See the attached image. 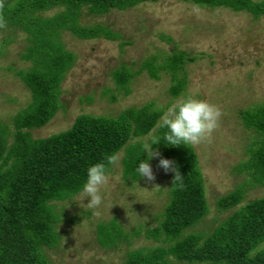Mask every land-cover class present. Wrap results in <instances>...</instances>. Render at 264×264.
Here are the masks:
<instances>
[{"label": "trees", "instance_id": "16d2710c", "mask_svg": "<svg viewBox=\"0 0 264 264\" xmlns=\"http://www.w3.org/2000/svg\"><path fill=\"white\" fill-rule=\"evenodd\" d=\"M157 1L161 0H0V57L22 36L16 56L23 66L9 63L3 70L29 95L8 120L0 119V264H56L49 252L61 237L57 226L63 206L59 203L77 194L88 165L104 163L107 173L122 151V181L133 185L142 178L134 172L137 160L144 159L142 144L155 142L163 132L156 126L162 109L153 102L109 117L79 114L66 130L43 138H33L31 130L44 126L63 106L61 84L76 57L65 48L62 34L117 42L123 53L132 42L121 32L84 19ZM177 1L245 12L254 20L264 18V0ZM159 38L171 42L168 36ZM194 60L174 46L139 61L119 62L108 73L113 87L102 86L100 95L114 102L119 94L130 92L133 79L142 73L153 80L166 75L169 97L184 95L186 64ZM91 97L82 99L89 102ZM237 118L251 138L246 159L232 169L242 179L214 202L216 212H225L224 216L205 218L209 206L192 146L159 142L152 146L159 155L148 163L160 158L172 161L182 186L172 185L173 173L168 171L167 189L157 188V194L165 192V200L150 216L153 227L141 224L125 231L117 215L96 222L93 236L98 246L123 247L119 264H264V196L243 201L249 188L264 184V100L237 111ZM73 221L74 216L69 218ZM140 235L152 243L133 248L132 241Z\"/></svg>", "mask_w": 264, "mask_h": 264}, {"label": "rangeland", "instance_id": "374dc122", "mask_svg": "<svg viewBox=\"0 0 264 264\" xmlns=\"http://www.w3.org/2000/svg\"><path fill=\"white\" fill-rule=\"evenodd\" d=\"M192 7L191 3L161 0L84 19L87 23H106L121 32L132 42L123 47V53L117 42L79 40L64 32V46L76 58L61 84L63 106L44 126L31 130V136L43 138L64 131L79 114L109 117L148 102L160 109L166 108L174 99L166 92L169 84L166 75L158 80L149 78L146 73L136 76L130 92L119 94L114 102L100 95L101 87H113L108 73L119 62L139 61L157 50L169 52L174 46L186 51L195 60L186 64L184 95L205 100L220 110L217 126L209 137L191 145L203 177L209 206L205 218L208 220L226 214L216 212L214 202L242 179L232 169L246 159L245 149L251 137L250 131L243 129L237 118V111L264 100V18L254 20L245 12L222 8L198 7L199 10L193 12ZM159 35L168 36L171 42L163 41ZM21 39V35L17 36L7 47L9 53L0 57V119L4 121L29 100L22 84L3 70L9 63L14 67L23 66L16 56ZM90 94L89 102L82 99ZM122 154V151L116 154V160L106 173L108 180L101 187L102 202L98 207L82 205L87 199L79 202L77 194L71 201L59 203L63 206L62 220L57 226L59 232L62 231L61 237L57 248L49 252L56 264H119L123 247L102 249L93 236L94 224L107 221L113 215H117L125 231L141 224L154 226L150 216L165 200V192L157 194V188L167 189L169 172L159 168L153 160L149 162L153 180L142 177L133 185H126L121 178ZM262 196L264 184L249 188L243 201ZM72 216L75 221L69 222ZM150 243L151 240L140 235L134 238L131 246L140 248Z\"/></svg>", "mask_w": 264, "mask_h": 264}, {"label": "clouds", "instance_id": "9594fccd", "mask_svg": "<svg viewBox=\"0 0 264 264\" xmlns=\"http://www.w3.org/2000/svg\"><path fill=\"white\" fill-rule=\"evenodd\" d=\"M198 10V6L193 5L192 11ZM219 117L220 110L205 100L197 99L191 95L174 98L166 108L160 111L156 126L163 129L161 136L155 142L142 144L141 152L145 155L144 159H138L136 162L134 172L137 178L143 177L148 181L154 178L148 160L158 156L159 153L155 151L153 145L159 142L168 146L199 144L208 138L216 128ZM108 162H111V158H108ZM157 166L165 172L173 173L172 185L182 186V177L172 161L160 158ZM107 180L104 163L96 162L88 165L85 169V179L77 190L79 202L87 199V203L82 205L89 208L98 207L102 202L101 187Z\"/></svg>", "mask_w": 264, "mask_h": 264}]
</instances>
